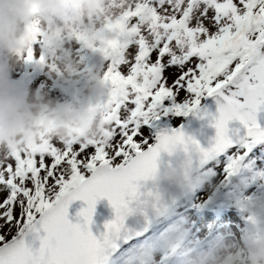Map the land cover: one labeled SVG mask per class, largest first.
Returning <instances> with one entry per match:
<instances>
[{
	"label": "snow or ice",
	"instance_id": "obj_1",
	"mask_svg": "<svg viewBox=\"0 0 264 264\" xmlns=\"http://www.w3.org/2000/svg\"><path fill=\"white\" fill-rule=\"evenodd\" d=\"M105 32L111 54L94 46L109 85L105 134L0 154V264H115L130 205L140 182L154 179L161 151L175 144L194 146L202 161L225 155L231 173L264 144V0H121ZM208 98L217 104L208 148L158 127L201 111ZM102 198L115 217L98 238L89 225ZM154 199L163 215L167 206ZM75 200L86 204L82 222L68 217Z\"/></svg>",
	"mask_w": 264,
	"mask_h": 264
},
{
	"label": "rangeland",
	"instance_id": "obj_2",
	"mask_svg": "<svg viewBox=\"0 0 264 264\" xmlns=\"http://www.w3.org/2000/svg\"><path fill=\"white\" fill-rule=\"evenodd\" d=\"M25 2L30 3V15L19 21L24 35L16 47L0 49V64L15 65L12 82L20 91L34 93L38 101L74 105L92 123L87 131L75 127L56 135L45 112L33 135L19 144L0 145V154L11 155L44 140L99 139L107 131L108 118L100 106L109 85L103 79L106 62L94 46L111 54L105 22L119 11L121 0ZM53 2L60 9L43 13L42 6ZM32 52L36 60L28 61ZM35 63L40 64L37 72ZM185 118L164 117L158 127H174ZM227 162L226 156L216 159L195 174L186 198L145 236L123 248L115 264H141L149 257L150 264H264V144L247 154L236 174L225 171ZM222 194L226 201H217Z\"/></svg>",
	"mask_w": 264,
	"mask_h": 264
},
{
	"label": "water",
	"instance_id": "obj_3",
	"mask_svg": "<svg viewBox=\"0 0 264 264\" xmlns=\"http://www.w3.org/2000/svg\"><path fill=\"white\" fill-rule=\"evenodd\" d=\"M216 114L217 104L213 98H208L202 104L201 111L189 115L177 128H165V130H182L185 137H191L202 148H208L216 134L212 126V117ZM210 162L202 161L199 153L191 145L187 152L183 146L175 144L171 146V153L161 151L154 179L140 182L139 198L130 205L133 210L125 220L128 242L144 235L155 220L165 216L168 210L188 193L193 173L202 171ZM149 193L153 195L150 196ZM156 195L160 197V203L167 206V211L163 215H157L153 210L152 205ZM83 207H86V204L82 200H75L70 204L68 217L71 222H82V218L77 213ZM114 217L115 212L107 198L100 199L96 204L92 223L89 225L90 230L99 238L105 231V224ZM137 232H141L142 235L137 236ZM127 243L121 242L120 249ZM38 244L37 240L34 246L38 247Z\"/></svg>",
	"mask_w": 264,
	"mask_h": 264
},
{
	"label": "clouds",
	"instance_id": "obj_4",
	"mask_svg": "<svg viewBox=\"0 0 264 264\" xmlns=\"http://www.w3.org/2000/svg\"><path fill=\"white\" fill-rule=\"evenodd\" d=\"M58 3H45L42 12L56 13ZM30 15V3L25 0H0V49L17 46L24 35L19 21ZM14 64H0V145L19 144L36 131L41 116L47 112L56 135L67 133L70 128L89 130L92 118L80 108L57 104L54 100L38 101L34 93L22 92L12 82Z\"/></svg>",
	"mask_w": 264,
	"mask_h": 264
}]
</instances>
